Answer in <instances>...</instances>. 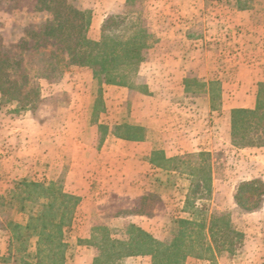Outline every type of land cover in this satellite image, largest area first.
I'll return each instance as SVG.
<instances>
[{
  "label": "crops",
  "instance_id": "crops-1",
  "mask_svg": "<svg viewBox=\"0 0 264 264\" xmlns=\"http://www.w3.org/2000/svg\"><path fill=\"white\" fill-rule=\"evenodd\" d=\"M137 1L138 13L144 18V27L154 38V43L138 69L135 88L98 84L103 91L87 98L90 100L87 110L62 109L61 136L52 133L58 132L57 128L45 131L33 127L37 136L30 143L31 172L36 170L37 174L40 164L46 160L49 172L53 173L55 164L59 160L62 162V190L79 199L70 225L72 228L91 227L90 220L108 226L109 220L116 219L113 208L107 203V198L112 195L92 191L85 182L96 178L95 173L100 169L108 179L139 180L162 175V179L179 181L171 194L180 197L170 200L167 207L168 212L176 211L178 219L199 222L193 219L196 204L204 196L209 199L211 195L221 193V196H228L226 207H216L222 213L210 209L208 218L201 221L207 224L212 218L227 214L235 227L233 218L240 217L235 228L243 234L242 244L228 257L227 264H264V196L258 208L252 211L239 208L234 200L241 182L259 180L264 184V147L235 148L230 143L231 111L254 110L258 84L264 82V60L257 56L264 16L252 4L238 9L239 0H222L221 10L218 0ZM132 3V0H80L77 8L91 13L89 38L100 39L101 26L107 17L133 15L130 11ZM213 34L222 37L221 49L210 43ZM236 38L243 41L246 49L234 48ZM226 46H232L233 50ZM243 51H249L248 57H242ZM91 79L95 82L92 76ZM120 94L127 95L129 100H155L157 105L144 110L138 120L133 119L131 108V118L118 121ZM98 99L102 103L101 109L96 108ZM74 115L86 116V123L73 122L78 128L76 137L68 132ZM7 131L0 130L5 134ZM13 148L16 151L17 145ZM19 154L20 151L14 152L12 157L2 158L0 170L10 167L11 175L22 171V159L17 158ZM232 154L241 156L240 167L243 164L245 170L228 166ZM218 155H222L221 160L217 159ZM189 163L194 168L187 174L183 165ZM219 165L223 166L222 175L215 173ZM199 169H202L200 175ZM183 180L190 181V187L185 190ZM192 192L195 196L190 207L188 202ZM144 193L136 191L128 196L143 198ZM186 207L194 210L188 211ZM90 211L94 214L90 215ZM127 218L132 220L130 225L144 230L148 228L147 221H151L145 214H129ZM130 261L151 264V257H128L122 264ZM211 262L209 257H189L184 264Z\"/></svg>",
  "mask_w": 264,
  "mask_h": 264
},
{
  "label": "rangeland",
  "instance_id": "rangeland-1",
  "mask_svg": "<svg viewBox=\"0 0 264 264\" xmlns=\"http://www.w3.org/2000/svg\"><path fill=\"white\" fill-rule=\"evenodd\" d=\"M67 1L77 8L80 0ZM218 1V8L221 10L220 6H223V3L221 2L222 0ZM36 2L37 0L0 1V49L3 52H7V54L14 57L16 60L22 59L24 61L23 67L25 68L26 77L28 79L26 87H34L38 91L40 97L36 107L33 109H19L16 103L5 104L0 102V130L8 129L6 134L0 132V160L2 158L12 157L14 152L18 154L19 151L20 154L17 158L18 160L22 159V171L17 172V174L11 175L10 167H7L6 170L2 167L3 170H0V264L35 263L34 256L36 252L37 236L32 229L26 231L25 227L30 222L31 216H37L43 203L53 202L55 207H58L61 202L60 199L55 198V196L46 199L38 193H29V190L22 186L23 182H37L45 186L54 185L55 190L63 188V171L62 162L60 160L59 163L55 164L56 171H51L53 173L49 172V166L45 162L46 160H44V163L40 164L37 174L36 170L31 172L30 143L31 140L35 139L37 136L35 128L33 127L38 126L42 129L44 128L45 131L47 129L54 130L57 128L56 130H58V132L54 130L52 133H59L61 136L62 131L59 125L62 124L64 118V112H61L62 109L77 108L87 110V108H89L88 102L90 101L87 98L92 97L91 95L95 93L99 95L103 91L97 87L98 82L96 80L92 82V75L86 68L80 69L78 67L66 66L61 78L47 80L36 78L33 68L25 64L30 55L35 52V48L39 46L44 47L47 51H57V47L53 43L45 45L32 37L33 32L38 34L42 25L51 21V16L48 12L36 9ZM132 2L133 5L130 11L133 15H129L133 17V21L140 22L144 26V18L138 13V1L132 0ZM239 2L246 7L251 4L255 5L258 11L264 16V0H239ZM82 11L90 12L89 10ZM262 27L263 35L260 37L259 42L261 45L260 50L257 51V56L264 60V19L262 21ZM212 36L213 40H210V43H213L217 49H221L224 44L222 37L215 34ZM90 37L93 38L92 35ZM242 42V40L236 38L233 43L234 48L238 49L242 47L243 50L246 49V45ZM229 48L232 49V46ZM227 52H229L228 49ZM248 52L249 51H243L241 53L242 57H248ZM214 88L216 90L217 86ZM119 100L121 103L118 105L120 108L118 121H127L128 118H131V115H129L131 108L134 114V116H132L134 117L133 119L136 118L135 120H138V116L141 115L144 110L156 107L157 105L155 100L145 101L142 98L139 100H134V98H132L130 101L125 94H120ZM73 113L74 112L71 111L72 115ZM76 121H78V125L86 123V116H71V126H69V130L71 131L68 132L72 137H76L78 134V130H76L78 128L74 126L75 124L73 123ZM2 125L6 128L2 127ZM46 135L48 134L45 133L44 136L47 137ZM84 135L83 133V136ZM87 136H89V134ZM44 142L47 143L46 140H44ZM15 144L17 145L16 151L13 148ZM50 150H53L52 147ZM47 151L48 149L45 147V153ZM58 151H61V149H58ZM217 159L221 160L222 155H218ZM229 159V167L236 170L238 168L245 170L243 164V166L241 165L240 167L239 161L241 160V156L232 154ZM222 167V165H219L215 169L216 175H222ZM192 168H194V165L191 163L183 165V171L187 174L193 170ZM200 174L201 173H199V175ZM95 175L96 178H91L85 182L92 191L100 192L105 195L108 193L112 195L107 198V203L113 208V215L116 216V219L109 220L108 226H103L102 222H93L90 220V224H93L91 227L72 228L70 225L75 217L74 211L71 224L63 229V240L67 246L65 250V264H95L94 259L100 252L97 246L101 245L103 240L110 238L111 240H118L121 242L127 241V227L131 224L130 221H132L127 218L129 214L137 213L149 216L151 221H147L146 223L148 228L144 230L140 227V229L149 233L162 243L171 242L173 239L174 222L178 219L179 215L173 210L168 212L167 207L169 206L170 200H178L180 197L171 194V192L174 191L173 188L176 183L179 184V181L169 178L165 179V177L162 179V175L151 176L147 179L139 180L121 178L108 179V175L103 172V169H100ZM109 175L111 176L114 174ZM120 175L124 176L125 174L121 173ZM181 183L184 190L190 187V181L183 180ZM179 187H181V184ZM136 191L145 192V196L135 199L128 196V194ZM203 193L205 194V191H203ZM194 196V193L190 195V200L188 202V206L190 207L192 206L191 201ZM227 201L228 196H221V193L218 192L214 197L211 195L209 199L204 196V199L196 204L197 209H195L193 219L198 221L207 219L210 209L216 210L215 213H222V210L220 211L216 207H226L224 204H226ZM89 207L92 206L90 205ZM190 207H186V209L188 211L194 210L190 209ZM89 214L93 215L94 212L90 211ZM65 215L63 216L62 208H60L57 212V216L54 218L50 216L45 220L47 223H58L62 220L66 221ZM238 218L240 217L234 216L233 218L236 226ZM33 224L36 225L37 229L39 228V223L33 222ZM15 225L20 226L21 229L15 230ZM229 256L227 252H220L214 256L209 255L208 257L212 260L211 264H227ZM92 257L93 260L91 259ZM123 259H121L118 264H122ZM128 264H135V262L130 261Z\"/></svg>",
  "mask_w": 264,
  "mask_h": 264
},
{
  "label": "trees",
  "instance_id": "trees-1",
  "mask_svg": "<svg viewBox=\"0 0 264 264\" xmlns=\"http://www.w3.org/2000/svg\"><path fill=\"white\" fill-rule=\"evenodd\" d=\"M36 4L37 10L50 14L51 21L43 24L38 34L33 32L32 37L45 45L53 43L57 47L54 52L36 46L25 62L33 68L36 78L59 79L66 66H73L88 69L99 85L135 88L138 69L146 51L154 43V38L140 22L133 21L129 14L111 15L104 20L101 37L95 41L88 36L90 12L75 8L67 0H37ZM236 7L246 8L239 1ZM23 64L22 59L16 60L0 49V102L16 103L19 109H33L40 97L34 87H26L28 79ZM96 108H102L100 99ZM230 143L235 148L264 147V82L258 84L254 110L231 111ZM22 186L29 193H38L46 199L55 196L61 201L58 207L53 202L43 203L37 216H31L25 227L26 231L32 229L37 236L34 264H65L67 246L63 229L71 224L79 199L64 193L61 188L56 191L54 185L23 182ZM263 196L264 184L250 180L238 185L234 200L239 208L252 211L258 208ZM60 208L63 216L66 214V221L47 223L45 219L57 216ZM33 222L39 223L38 229ZM173 228L171 242L162 243L139 227L129 225L128 240H103L97 246L100 252L94 263L118 264L123 258L150 256L151 264H184L189 257L203 259L220 252L231 256L243 240V234L236 230L227 214L214 217L207 224L177 219ZM14 229L21 227L15 225Z\"/></svg>",
  "mask_w": 264,
  "mask_h": 264
}]
</instances>
